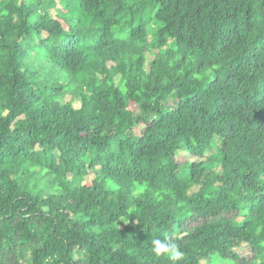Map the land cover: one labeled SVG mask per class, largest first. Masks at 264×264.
Returning <instances> with one entry per match:
<instances>
[{"label": "trees", "instance_id": "1", "mask_svg": "<svg viewBox=\"0 0 264 264\" xmlns=\"http://www.w3.org/2000/svg\"><path fill=\"white\" fill-rule=\"evenodd\" d=\"M163 235L264 264V0H0V264H169Z\"/></svg>", "mask_w": 264, "mask_h": 264}, {"label": "rangeland", "instance_id": "2", "mask_svg": "<svg viewBox=\"0 0 264 264\" xmlns=\"http://www.w3.org/2000/svg\"><path fill=\"white\" fill-rule=\"evenodd\" d=\"M44 37H45V35H44ZM146 56H147V60H146L145 68H146V70H148L150 68L152 61H153V56L149 55L148 53ZM109 65L112 66V64H109ZM115 80L117 83H119V81H120L119 76H116ZM60 103L61 104H65V103L71 104L76 109L81 107V100L78 96H74V95L66 94V93L61 96ZM144 129H145V126L143 124L138 125L134 129L135 135L138 137L142 136ZM178 161H179V163H186V162L200 161V159L195 158V157H191L188 154H180L178 156ZM93 178H94L93 173H91L87 177V179L89 181H91ZM197 190H198V188L195 189L194 191H197ZM235 252L238 255H240L242 258L250 259L254 256L253 248L248 244H243L240 247L236 248ZM81 257L82 256H77L75 259L79 261Z\"/></svg>", "mask_w": 264, "mask_h": 264}, {"label": "clouds", "instance_id": "3", "mask_svg": "<svg viewBox=\"0 0 264 264\" xmlns=\"http://www.w3.org/2000/svg\"><path fill=\"white\" fill-rule=\"evenodd\" d=\"M151 251L157 257H167L169 264H181L185 255L172 235L152 239Z\"/></svg>", "mask_w": 264, "mask_h": 264}]
</instances>
